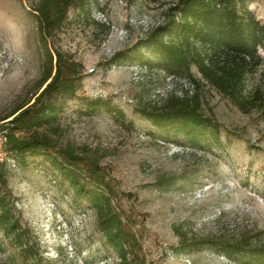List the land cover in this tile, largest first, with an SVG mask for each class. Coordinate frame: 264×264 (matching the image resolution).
I'll return each mask as SVG.
<instances>
[{
	"label": "rangeland",
	"instance_id": "374dc122",
	"mask_svg": "<svg viewBox=\"0 0 264 264\" xmlns=\"http://www.w3.org/2000/svg\"><path fill=\"white\" fill-rule=\"evenodd\" d=\"M91 12L70 8L55 38L83 63L78 97L69 99L49 132L98 161L114 187L112 207L138 237L127 258L107 242L99 210L44 157L9 163V187L23 223L37 242L40 264H246L201 244L216 239L264 245V117L257 105L242 109L202 78L170 76L135 63L109 64L115 52L132 48L167 19L172 0H91ZM38 0H0V126L35 89L45 52L39 41ZM264 23V0L249 3ZM106 25V26H105ZM264 58V48H260ZM145 57L155 58L149 52ZM264 65L246 77L245 95L262 84ZM199 93L201 110L221 124L222 144L191 146L173 128L154 125L142 109L154 110L178 97ZM82 97L103 99L92 111ZM0 264H34L0 232Z\"/></svg>",
	"mask_w": 264,
	"mask_h": 264
},
{
	"label": "trees",
	"instance_id": "16d2710c",
	"mask_svg": "<svg viewBox=\"0 0 264 264\" xmlns=\"http://www.w3.org/2000/svg\"><path fill=\"white\" fill-rule=\"evenodd\" d=\"M253 0H172L167 19L154 27L132 48L114 53L109 64L139 62L157 67L170 76L194 77L195 67L207 83L231 97L244 110L257 105L264 117V73L262 84L247 97L248 74L264 65V23L249 7ZM91 0H38L35 7L39 41L45 58L43 71L30 96L15 106L4 118L12 117L1 128L8 129L7 151L11 159L26 164L28 156H42L69 181L78 198L96 207L99 227L107 242L127 258L128 249L138 244L137 235L126 227L123 217L112 207L114 187L98 161L86 157L70 144L59 145L49 129L58 125L60 112L69 99L78 97L83 80V63L65 53L55 38L67 21L68 10L91 12ZM106 26V25H105ZM149 52L155 58L145 57ZM87 109L103 106L117 117L123 111L103 99H81ZM154 125L173 128L190 145L205 141L222 144V124L201 110L199 93L178 97L172 94L167 103L154 110L142 109ZM17 133H20L19 135ZM0 232L21 249L24 257L40 264L37 242L31 229L18 213L9 187V163L0 164ZM201 244L220 250L228 258H242L246 264H264V245L235 244L214 239L193 240L181 245L200 250Z\"/></svg>",
	"mask_w": 264,
	"mask_h": 264
},
{
	"label": "built area",
	"instance_id": "2783aa9c",
	"mask_svg": "<svg viewBox=\"0 0 264 264\" xmlns=\"http://www.w3.org/2000/svg\"><path fill=\"white\" fill-rule=\"evenodd\" d=\"M18 135L20 133H17ZM9 141V136H8V129L6 128H1L0 129V164L5 163V162H14L15 160L11 159L8 151H7V144Z\"/></svg>",
	"mask_w": 264,
	"mask_h": 264
}]
</instances>
